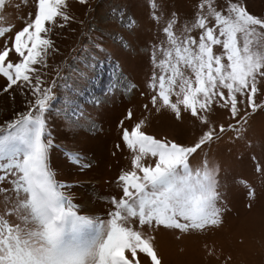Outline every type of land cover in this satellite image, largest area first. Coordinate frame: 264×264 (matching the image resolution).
Returning <instances> with one entry per match:
<instances>
[{"label": "snow or ice", "instance_id": "6c2138e0", "mask_svg": "<svg viewBox=\"0 0 264 264\" xmlns=\"http://www.w3.org/2000/svg\"><path fill=\"white\" fill-rule=\"evenodd\" d=\"M4 6L5 0H0V9ZM65 7L66 0H35L34 16L30 13L32 18L0 49L4 91L27 85L33 97L27 111L0 128V264H141L139 254H146L151 264H161L154 237L143 232L144 225L155 222L186 232L221 223L218 166L209 160L195 167L190 163L219 135L209 127L194 144L184 145L146 134L143 121L131 131L125 129L122 139L135 154L131 170L118 177L123 195L111 198L114 209L107 219L80 214L49 167L54 145L46 112L56 82L44 87L39 75L35 83L31 75L35 65L47 67L46 57L53 50L48 25H56L57 18L70 19ZM197 9L191 27L185 25L180 35L175 32L178 17L172 13L162 29L166 39L153 46L149 87L156 91L151 102H159L158 112L167 108L181 119L183 109L202 124H209L205 113L218 103L234 119L239 117L227 129L219 125V133L233 130L240 135L247 113L240 116L237 94L245 96L253 113L264 109L255 99L258 82L264 80V16L250 13L240 0H227L222 10L211 0H201ZM194 29L200 30L198 37L189 34ZM9 31L11 27H0V37ZM13 51L19 58L15 62L9 59ZM79 114L76 108L68 111L69 118ZM65 152L81 168L87 167L79 153ZM133 219L141 228L132 226Z\"/></svg>", "mask_w": 264, "mask_h": 264}, {"label": "rangeland", "instance_id": "374dc122", "mask_svg": "<svg viewBox=\"0 0 264 264\" xmlns=\"http://www.w3.org/2000/svg\"><path fill=\"white\" fill-rule=\"evenodd\" d=\"M211 2L222 10L227 0ZM240 2L250 13L264 16V0ZM199 3L201 0H66L64 11L70 19L57 18L56 25H48L51 31L47 38L53 42V50L46 57L47 67L35 65L37 71L31 74L33 83L39 75L44 87L56 82L54 99L46 112L54 145L49 167L54 178L65 184L63 191L80 214L107 219L114 209L111 198L123 195L118 177L122 171L131 170L135 154L122 139L125 129L131 131L143 121L141 130L148 135L192 145L214 127L219 139L203 145L190 163L195 167L209 160L218 166L219 191L223 194L217 204L222 209L221 223L182 232L153 222L142 230L154 237L152 243L161 264H264V109L253 113L245 96L237 94L240 116L247 113V122L238 135L233 130L219 133V125L227 129L229 124L236 125L239 117L234 119L228 108L218 103L205 113L209 124H202L183 109L181 119L167 108L158 112L159 102L156 106L151 102L156 91L149 87L153 46L166 39L162 29L172 13L178 17L177 35L185 25L191 27ZM203 11L207 13V8ZM34 12L35 0H5L0 27H11L12 31L0 37V49ZM199 32L194 29L189 34L198 37ZM9 59L15 62L19 58L13 51ZM117 78L127 89L118 86ZM6 84L0 74V128L27 111L33 99L27 85H14L5 92ZM258 88L255 99L262 104L264 80L258 82ZM71 108L80 114L69 118ZM90 126L94 131H89ZM65 149L79 153L87 167L70 160ZM85 199L92 202L91 208H86ZM132 226L141 228L138 219L132 220ZM138 258L141 264H151L146 254Z\"/></svg>", "mask_w": 264, "mask_h": 264}, {"label": "bare ground", "instance_id": "6f19581e", "mask_svg": "<svg viewBox=\"0 0 264 264\" xmlns=\"http://www.w3.org/2000/svg\"><path fill=\"white\" fill-rule=\"evenodd\" d=\"M117 84H118V86H119L121 89H123V90H124V89H127V87H128V86L125 84V82H124L123 80H120L119 78H117ZM92 130L94 131V126H90V127H89V131H92ZM71 149L74 150V151L76 150L74 146H71ZM72 150H71V151H72ZM83 185H84V184H83ZM89 188H90V187H89ZM84 203H85L84 205L86 206V208L89 209V208L92 207V202H91L89 199H85Z\"/></svg>", "mask_w": 264, "mask_h": 264}]
</instances>
